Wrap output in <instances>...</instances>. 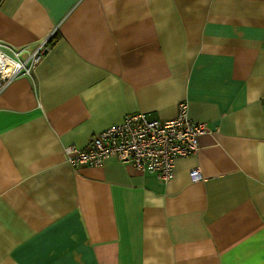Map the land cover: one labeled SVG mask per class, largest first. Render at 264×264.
Instances as JSON below:
<instances>
[{
  "label": "crops",
  "instance_id": "1",
  "mask_svg": "<svg viewBox=\"0 0 264 264\" xmlns=\"http://www.w3.org/2000/svg\"><path fill=\"white\" fill-rule=\"evenodd\" d=\"M50 33L0 92V264H264V0H0L4 45ZM181 101L210 131L168 182L65 162Z\"/></svg>",
  "mask_w": 264,
  "mask_h": 264
},
{
  "label": "built area",
  "instance_id": "2",
  "mask_svg": "<svg viewBox=\"0 0 264 264\" xmlns=\"http://www.w3.org/2000/svg\"><path fill=\"white\" fill-rule=\"evenodd\" d=\"M52 34L38 40L27 52L0 42V92L13 79L31 75L33 67L51 48ZM209 131L204 123L189 117L188 105L181 101L173 118L149 119L142 112L127 113L120 122L90 135L83 147L67 145L62 152L65 162L73 168L99 166L105 159L113 158L166 183L173 177L175 160L195 154L200 135ZM190 178L194 182L200 179L197 169L190 171Z\"/></svg>",
  "mask_w": 264,
  "mask_h": 264
}]
</instances>
